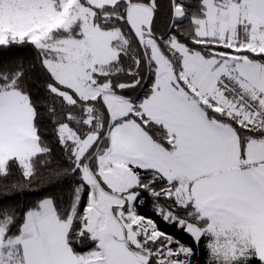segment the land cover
Returning a JSON list of instances; mask_svg holds the SVG:
<instances>
[{
	"label": "snow or ice",
	"instance_id": "obj_1",
	"mask_svg": "<svg viewBox=\"0 0 264 264\" xmlns=\"http://www.w3.org/2000/svg\"><path fill=\"white\" fill-rule=\"evenodd\" d=\"M25 46L0 264H264V0H0V51Z\"/></svg>",
	"mask_w": 264,
	"mask_h": 264
},
{
	"label": "trees",
	"instance_id": "obj_2",
	"mask_svg": "<svg viewBox=\"0 0 264 264\" xmlns=\"http://www.w3.org/2000/svg\"><path fill=\"white\" fill-rule=\"evenodd\" d=\"M14 49L17 48V46H13ZM34 52L30 47H19L18 50H14L13 52L10 53H4L0 51V58H3L4 60H9L11 57H16L18 60L22 59L25 61H30L34 59ZM46 136H49L50 138L52 137V132L51 128H48V130L45 132ZM51 142V140H50ZM52 184L57 183V181L53 180L51 182ZM48 184L46 183L45 185H41L39 187H25L21 194L19 195V199L16 201L20 205H27L30 204L35 197L31 195V193L40 190V188L47 187ZM58 191V190H57ZM204 256L200 253L197 254V257L194 261V264H204Z\"/></svg>",
	"mask_w": 264,
	"mask_h": 264
}]
</instances>
